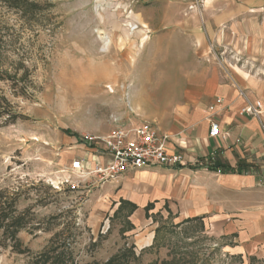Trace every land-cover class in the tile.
<instances>
[{
    "label": "rangeland",
    "instance_id": "rangeland-1",
    "mask_svg": "<svg viewBox=\"0 0 264 264\" xmlns=\"http://www.w3.org/2000/svg\"><path fill=\"white\" fill-rule=\"evenodd\" d=\"M189 6L188 0H0V207L13 203L24 214L20 245L4 231L9 223L0 229V264H39L50 249L68 253L69 264L113 258L244 264L198 221L179 226L152 211L154 243L138 251L128 210L113 217L119 181L70 170L78 160L90 172V156L101 151L89 138L105 137L117 124L151 122V99L165 97L160 87L168 80L148 67L172 69L191 22L202 27L214 61L234 77L230 82H264V9L242 18L240 28L209 32L203 6L200 12Z\"/></svg>",
    "mask_w": 264,
    "mask_h": 264
},
{
    "label": "crops",
    "instance_id": "crops-1",
    "mask_svg": "<svg viewBox=\"0 0 264 264\" xmlns=\"http://www.w3.org/2000/svg\"><path fill=\"white\" fill-rule=\"evenodd\" d=\"M263 9L264 0H203V28L234 30L240 28L242 18L248 20ZM187 29L191 33L180 41L183 49L174 54L171 70L164 71L153 62L148 67L151 72L159 68L160 77L168 80L167 87L162 88V82L160 87L165 97L157 93L151 99L149 123L168 136L169 151L182 154L185 165L144 169L117 178L118 198L137 207L128 220L139 238L138 251L154 243L155 227L144 211L152 205L153 213L165 218L170 213L175 224L198 221L205 235L241 256L244 264H264V137L260 121L242 114L246 100L240 94L261 102L264 113V82L242 80L246 78L230 82L234 77L214 61L200 35L202 27L191 22ZM132 97L136 110L138 98ZM216 100L221 104L216 105ZM211 122L219 125L220 137L209 136ZM89 161L87 165L93 167L99 158L91 155ZM215 163L240 172L209 170Z\"/></svg>",
    "mask_w": 264,
    "mask_h": 264
},
{
    "label": "built area",
    "instance_id": "built-area-1",
    "mask_svg": "<svg viewBox=\"0 0 264 264\" xmlns=\"http://www.w3.org/2000/svg\"><path fill=\"white\" fill-rule=\"evenodd\" d=\"M188 2L190 3L189 10L201 11L203 0H188ZM240 94L246 100L245 106L241 110L242 114L260 121L264 137L261 102L249 101L242 92ZM215 104L220 105L221 100H216ZM209 136L211 138L221 136L217 123H210ZM88 140L100 147L99 161H96L89 173L85 171L84 163L78 160L71 163L70 170L81 174H95L100 182L115 180L144 169L178 168L184 166L186 162L182 154L169 151L168 136L160 133V130L149 122L130 126L117 124L107 136L89 138ZM87 144L89 142L84 141V145Z\"/></svg>",
    "mask_w": 264,
    "mask_h": 264
},
{
    "label": "trees",
    "instance_id": "trees-1",
    "mask_svg": "<svg viewBox=\"0 0 264 264\" xmlns=\"http://www.w3.org/2000/svg\"><path fill=\"white\" fill-rule=\"evenodd\" d=\"M64 133L72 135L73 137H77L75 136V134H70L68 130H65ZM82 143L84 144V141ZM87 147L93 148V146L89 144H87ZM208 169L211 171L219 170L221 173L240 172L239 170H234L231 167L220 164V163H215L211 167L208 166ZM125 209L128 210V212L124 216V218L126 221H128V224L130 225V230H132L133 226L130 224L128 219L132 215V213L137 209V207L134 204L127 202L125 200H120L117 209L113 213V217L120 216ZM152 209H153L152 205H148L144 208L146 219L150 218L149 211H151ZM170 216L171 214L169 213V217ZM23 217H24V214H16V211L14 210V207H13V203L0 207V229L1 228L4 229L5 227H7L5 225V222L9 223L7 229L5 228L4 231H6L7 233H10L11 235L10 239H12V241L17 246L20 245V243L17 240L16 235L19 232V230L23 228L24 226ZM178 225L181 226L182 224H178ZM40 258H43V260L41 262H38L39 264H69L71 261L70 260L71 256L68 253L66 252L56 253L53 249L46 251ZM117 259L118 258H113L111 260H108L106 264H119L117 263Z\"/></svg>",
    "mask_w": 264,
    "mask_h": 264
},
{
    "label": "bare ground",
    "instance_id": "bare-ground-1",
    "mask_svg": "<svg viewBox=\"0 0 264 264\" xmlns=\"http://www.w3.org/2000/svg\"><path fill=\"white\" fill-rule=\"evenodd\" d=\"M109 89V88H108ZM110 92H112L111 90H110Z\"/></svg>",
    "mask_w": 264,
    "mask_h": 264
}]
</instances>
